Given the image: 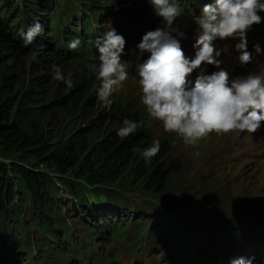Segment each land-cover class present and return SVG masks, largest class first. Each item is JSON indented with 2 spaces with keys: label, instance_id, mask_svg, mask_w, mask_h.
<instances>
[{
  "label": "trees",
  "instance_id": "1",
  "mask_svg": "<svg viewBox=\"0 0 264 264\" xmlns=\"http://www.w3.org/2000/svg\"><path fill=\"white\" fill-rule=\"evenodd\" d=\"M110 3L0 0V158L9 161L8 166L0 163V264H36L34 250L45 263L54 251L61 258L65 248L57 250L53 244L57 239L71 246L75 264L83 259V264H125L113 253L124 243L123 248L136 254L141 238L135 232L137 221L146 207L130 213L128 202L118 193L155 200L173 197L171 200L188 204L198 194L214 195L217 183L224 181L216 178L189 187L180 163L170 158L180 140L176 135L160 137V152L145 165L133 149L149 147L157 140L153 131L146 129L141 107L119 97L110 109L101 106L89 68L92 56H98L93 41L105 25L126 32L138 24L133 12L144 11L138 7L144 0ZM36 21L44 27V36L26 47L19 33ZM76 37L81 46L69 50L68 42ZM35 52L38 62L32 61ZM27 57L31 62L28 72L21 65ZM42 57L72 73V90L41 72L48 68ZM71 63H76V68ZM125 119L142 126L121 140L117 130ZM90 187L111 191L102 201ZM62 194L69 199L67 206L62 204ZM215 195H220L215 199L217 205L227 199L224 190ZM132 215L137 221L130 219ZM103 226L101 235L96 236V229ZM183 226L179 215L169 213L151 232L164 245L165 239L178 236ZM97 239L102 249L95 244ZM149 246L151 253L159 248L154 242ZM105 248H109V256L104 254Z\"/></svg>",
  "mask_w": 264,
  "mask_h": 264
},
{
  "label": "clouds",
  "instance_id": "2",
  "mask_svg": "<svg viewBox=\"0 0 264 264\" xmlns=\"http://www.w3.org/2000/svg\"><path fill=\"white\" fill-rule=\"evenodd\" d=\"M185 0H148L154 14L161 18L162 27L147 31L136 45L138 54L148 53V58L138 67L136 77L140 100L148 115L162 123L168 133H175L184 144L197 146L210 134L217 136L236 133L253 134L261 129L264 122V74L249 73L247 76L229 79L228 71L221 69L218 59L221 51L214 41L239 38L235 50L239 53L241 65L254 60L247 50L246 33L253 25H259L264 17V0H211L201 10L197 19L198 36L193 45L194 58L185 56L180 40L185 33L174 22L182 14ZM116 3L111 0L110 5ZM44 33L38 21L21 31L24 46L32 45ZM126 40L117 30L109 27L93 41L97 50L96 62L89 65L95 74V94L105 109H110L112 97L129 79L128 63L122 61ZM81 39L76 37L68 42L69 50L76 51ZM255 54L262 53L259 44L254 45ZM33 62H38L36 54ZM213 65L220 69L205 75L201 65ZM200 69L195 80L188 79L194 70ZM53 78L73 89L72 73H65L59 65L51 68ZM141 123L125 119L117 130L121 140L134 135ZM160 142L134 152L142 157L145 165L160 152ZM255 256H240L229 260V264H254Z\"/></svg>",
  "mask_w": 264,
  "mask_h": 264
},
{
  "label": "rangeland",
  "instance_id": "3",
  "mask_svg": "<svg viewBox=\"0 0 264 264\" xmlns=\"http://www.w3.org/2000/svg\"><path fill=\"white\" fill-rule=\"evenodd\" d=\"M113 5H123L120 3H115ZM139 17L143 19L144 14ZM197 13H194L193 17L186 16V21L192 23L196 18ZM148 19V18H147ZM146 20L144 22L146 23ZM118 32V31H117ZM186 34L193 32L192 28L186 29L184 31ZM118 34L123 35L121 32ZM44 36V34L42 35ZM183 42H188L187 36L181 39ZM257 43H252V46ZM262 53L257 55L255 54V60L247 67V70L254 71L256 73L264 74V43H259ZM221 56L218 58L222 61L220 65L221 69L228 71L229 76L231 74V69L236 68V61L238 56L232 48L231 40L224 39L222 45ZM125 55H122V61H125L129 65V59L132 51V45L125 44ZM35 52L34 54H36ZM255 53V52H254ZM40 54H44L41 53ZM43 60L48 62L45 70L41 71L43 74H46L49 77L53 78L51 68L53 64L59 65L54 60H51L49 57H42ZM189 58H194V55H191ZM135 61V60H134ZM30 57L22 60L23 71H29L30 69ZM62 70L64 66L59 65ZM73 68H76V63H71ZM210 65H201V68L204 69V72L208 69ZM246 68V65L242 69L238 70L234 76L241 77L243 69ZM128 70V68H127ZM220 70L217 68V71ZM128 72V71H127ZM200 69H196L188 77V79L195 80L196 76L199 74ZM129 74V79L124 82L123 87L114 94L111 98L112 101L116 98H123L129 101L135 102L141 107V110L144 115V121L146 122V129L153 131V135L156 137L155 140H158L160 137L170 139V135L174 136L175 133H168L163 129L162 123L151 118L145 107L143 106L140 100V90L138 85V78L135 75ZM211 74V72H208ZM207 74V75H208ZM93 78L95 79V74L93 73ZM262 123V122H261ZM257 132L253 134L242 133H230L221 136L216 134H210L207 138L203 139L198 143L197 146L193 147L186 145L180 139L177 148L174 153L170 156L173 161L179 162L182 169V174L185 176V182L189 187L197 188L200 184L208 183V180L211 181L216 178H224V181H220L217 189L213 194L218 193L224 190L227 195L234 196L233 201H226L225 208H220L217 206L215 199L217 196L214 194L212 196L201 197L198 194L197 199H192V202L184 204L179 201L169 199H159L155 200L147 196H136L130 194H121L123 195L122 200L128 202V208L130 213H132L139 206H162V204L171 203L174 205L186 206L188 212L195 214L197 211L202 210H219L222 212L233 213L234 210L236 213L239 212L238 208L235 206L238 200L240 201V207L245 208V210L257 211L260 214L264 215V160H255L254 157L261 156L264 157V132L259 136L256 135ZM0 163L5 166L9 165V161L3 158H0ZM40 170H45L44 167H40ZM170 169V168H169ZM181 183H183L181 181ZM90 190L94 193V196L98 197L100 200L104 201L106 196L110 194L111 189L101 187H90ZM62 204L67 206L69 204V199L67 196L62 194ZM92 199V198H90ZM137 205V206H134ZM222 206V205H221ZM135 208V209H134ZM258 219V216H254ZM150 226V225H149ZM75 229V226H73ZM76 234L75 232L73 233ZM98 246H101V241L97 239ZM61 245H65L61 243Z\"/></svg>",
  "mask_w": 264,
  "mask_h": 264
},
{
  "label": "bare ground",
  "instance_id": "4",
  "mask_svg": "<svg viewBox=\"0 0 264 264\" xmlns=\"http://www.w3.org/2000/svg\"><path fill=\"white\" fill-rule=\"evenodd\" d=\"M79 26V25H78ZM107 215V214H106ZM146 224V223H145ZM150 225V224H149ZM149 225H146V226H149ZM206 233V232H205ZM206 235V234H205ZM64 242V241H63ZM63 244H66V243H63ZM63 247H65V245H63ZM223 248H222V246H221V248L219 247V251H221Z\"/></svg>",
  "mask_w": 264,
  "mask_h": 264
}]
</instances>
